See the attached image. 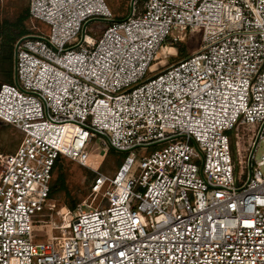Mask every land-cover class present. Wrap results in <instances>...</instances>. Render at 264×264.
I'll return each instance as SVG.
<instances>
[{
	"label": "built area",
	"instance_id": "obj_1",
	"mask_svg": "<svg viewBox=\"0 0 264 264\" xmlns=\"http://www.w3.org/2000/svg\"><path fill=\"white\" fill-rule=\"evenodd\" d=\"M30 13L50 33L18 40L16 80L0 85V120L22 132L0 152V264H264V0H146L121 20L105 0H31ZM93 21L110 25L97 37ZM194 29L200 50L147 76ZM238 126L256 130L243 181ZM95 137L128 154L95 170L99 203L63 208L59 233L31 242L56 206V159L90 167Z\"/></svg>",
	"mask_w": 264,
	"mask_h": 264
},
{
	"label": "rangeland",
	"instance_id": "obj_2",
	"mask_svg": "<svg viewBox=\"0 0 264 264\" xmlns=\"http://www.w3.org/2000/svg\"><path fill=\"white\" fill-rule=\"evenodd\" d=\"M2 2L7 0H1ZM30 2L31 0H21L22 3ZM109 8L111 9L114 19L121 20L126 18L131 12V2L132 0H105ZM137 2V0H136ZM110 25L106 21H93L89 24L87 31L89 34L100 37L105 29ZM37 27L38 31L44 32L45 34L50 33V26L41 20H33L32 28ZM202 30L194 29L193 31H188L187 36L184 40L178 43V46L184 50V55H188L200 50L202 45ZM166 44H172L171 40L165 42ZM177 44V43H176ZM167 50V51H166ZM159 53V59L154 62L153 68L154 72H150L147 76H153L156 73L164 70L166 67L172 65L181 60L179 57V51L177 48L166 49ZM184 57V58H185ZM15 71V70H14ZM7 83V82H6ZM256 130L252 133L247 132L246 127L238 126L234 130L226 131L230 139H232V156L235 160L236 165V179L237 181H243L249 176L250 170L248 165V158L252 149V142L255 137ZM22 132L16 129L13 125L8 126L7 123L0 120V152L10 153L15 151L21 143ZM167 145L158 146L155 148H140L136 149L135 153L139 158L151 153L154 149L162 148ZM86 150L91 155L90 167L84 166L79 162L72 160L70 158H64V164L67 169V183L72 192V196L78 201L77 204H81L85 201L88 203L93 202L95 205L99 203L100 198L94 200L91 196V184L97 174L95 170H99L105 173H114L115 166L113 159L107 157L108 145L101 141L100 138L95 137V139L90 142ZM264 154V141H261L259 148L257 150V158H261ZM136 169V166L134 167ZM55 203V208L51 211L38 212L33 218L35 224L33 225V231L31 235V242L41 243L49 239L52 233H59L56 227H59L64 222V215L62 213L63 208L66 207L59 199L53 200ZM77 205V206H78Z\"/></svg>",
	"mask_w": 264,
	"mask_h": 264
},
{
	"label": "trees",
	"instance_id": "obj_3",
	"mask_svg": "<svg viewBox=\"0 0 264 264\" xmlns=\"http://www.w3.org/2000/svg\"><path fill=\"white\" fill-rule=\"evenodd\" d=\"M146 0H137L136 6L140 11L144 8ZM32 17L30 13V2L22 3L21 0H0V85L14 81L15 70V46L24 35L32 33ZM178 49L179 57L184 59V50L177 44H166ZM10 126L11 124H7ZM127 153L116 151L109 147L107 157L113 159L115 170L123 163ZM63 155H59L53 170L50 198L59 199L66 207L75 209L77 200L67 183V169L64 164Z\"/></svg>",
	"mask_w": 264,
	"mask_h": 264
},
{
	"label": "water",
	"instance_id": "obj_4",
	"mask_svg": "<svg viewBox=\"0 0 264 264\" xmlns=\"http://www.w3.org/2000/svg\"><path fill=\"white\" fill-rule=\"evenodd\" d=\"M135 3H136V0H132V2H131V11L134 9V7H135ZM100 20H103V19H100ZM18 45H19V42L17 43V45H16V47H15V60H16L17 46H18ZM14 79L16 80V74H15V71H14ZM108 144H109L110 147H112V148L115 149L116 151L124 152L123 150H120V149H118V148H115L111 143L108 142ZM253 150H254V148L252 149L251 154L253 153Z\"/></svg>",
	"mask_w": 264,
	"mask_h": 264
},
{
	"label": "bare ground",
	"instance_id": "obj_5",
	"mask_svg": "<svg viewBox=\"0 0 264 264\" xmlns=\"http://www.w3.org/2000/svg\"><path fill=\"white\" fill-rule=\"evenodd\" d=\"M164 49H165V48H164ZM170 49H172V50H173L174 48H170ZM166 51H167V50H166Z\"/></svg>",
	"mask_w": 264,
	"mask_h": 264
}]
</instances>
